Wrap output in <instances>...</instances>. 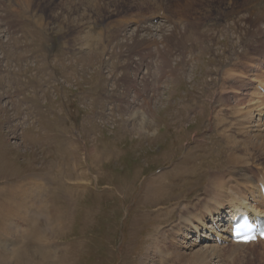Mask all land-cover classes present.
Here are the masks:
<instances>
[{"label": "rangeland", "instance_id": "rangeland-1", "mask_svg": "<svg viewBox=\"0 0 264 264\" xmlns=\"http://www.w3.org/2000/svg\"><path fill=\"white\" fill-rule=\"evenodd\" d=\"M193 20L203 39L194 38L189 53L184 35ZM216 23L221 33L209 29ZM263 49L264 0H0V264H140L156 230L182 223L179 212L159 216L148 201L158 176L208 152L192 177L168 178L179 193L160 200L164 207L196 204L211 197V173L233 166L224 163L226 134L219 137L217 122L240 141L234 157L244 163L228 178L258 181L264 150L244 142L255 136L264 144L262 108L255 100L238 105L256 99L255 90L223 85L221 77L238 64L231 73L248 78L243 67L258 79ZM195 98L205 105L184 104ZM238 106L255 111L241 135L228 127L237 128ZM145 115L146 133L136 132ZM215 235L194 247L191 233L180 239L182 252L206 250Z\"/></svg>", "mask_w": 264, "mask_h": 264}, {"label": "bare ground", "instance_id": "bare-ground-1", "mask_svg": "<svg viewBox=\"0 0 264 264\" xmlns=\"http://www.w3.org/2000/svg\"><path fill=\"white\" fill-rule=\"evenodd\" d=\"M197 24H198L197 20H193L192 27H189V29L186 31V33L184 35V43L186 44L188 42V44H187L188 47H186L185 49L188 50L189 53H191V51H193V49H194L193 39L197 38L198 35L201 38V40L203 39L199 34L200 32H197V28H196ZM209 29L213 30L214 33H216V32L221 33L223 31L224 27L221 23H216L212 28H209ZM208 39H209V36L207 35L206 40L208 41ZM204 43H206V42L203 41V44ZM261 52L263 54H261V57L259 59L260 65H262L264 63V49ZM158 54L160 57L161 53L159 51H157V55ZM255 66H257V65H255ZM226 67H229V69H227L226 72H223V75L221 77V83L223 85H227V80H229V81L232 80V82H231L232 87H236V89H238V90H245V91H247V89L252 88L255 90L254 92L257 95V97H255L256 99H253V97H252L251 99H248L247 102H244V100H245L244 98H243L244 100H239L238 105H243L244 103L250 104V103H252L251 101L255 100L256 101L255 105L257 106L256 109L258 110L259 108H262V110H263L264 109V93L262 91H260L259 88L264 89V74L261 77H259L258 79H256L255 77H253V79H250L249 76H252V75L248 74V72L247 73L245 72L247 70L246 68L242 67V73H244V75H247L246 77H248V78L243 77V75L239 71H237V72L240 73V75H237L236 72L231 73V71H233V70L234 71L241 70V67H239L238 64H229ZM258 67H260V66L258 65ZM252 68L256 69L255 67H252ZM171 72L175 74L174 70H171ZM258 75H259V73L257 74V76ZM260 75H261V73H260ZM234 76H236V77H234ZM254 79L258 81V85L256 87H249L253 83L252 81H254ZM158 82H160V80L156 81V83H158ZM228 85H229L228 87H231L230 84H228ZM244 95H249V92H248V94H244ZM251 96H253V95H251ZM247 97H249V96H247ZM187 100L188 101L184 100L185 101L184 104L186 102H189L190 104H192L195 102L194 100H196V101H199V103H201L202 105H205L203 103V100L200 98H195L191 101L189 99H187ZM227 101L229 102L228 99H227ZM223 102H226V101L224 99L220 98L217 103H219L221 105H225L228 103L227 102V103L223 104ZM239 107L240 106L236 107L235 109H233V111L235 112V114L237 113V115L242 117V119H240L241 122L239 120L237 121L239 116H236L235 120H232V122H233V124L236 123L237 128H234L231 126H228V127L230 128L229 129L231 131V132L229 131L230 133H234L237 130V133L240 132L238 135H241V132H244L245 129L249 130L247 128L248 126H246V125L255 122L254 118L252 121V117L254 116L255 111L254 110H248L245 112V111H243V108H239ZM246 107H248V106H246ZM190 110L191 109H188L186 111L184 110L185 111L184 114L187 115V113ZM262 110L260 111L261 113L259 112V115H257V116H260L259 117L260 120L259 119H257V120H258V122H261L262 124H264L263 123L264 115L262 114V112H263ZM192 111H195V110H192ZM194 113H196V111ZM225 115L221 116V118H219L218 121H220V122L223 121L224 117L226 118ZM148 117L149 116L145 115L142 118V120L139 121V123L135 127V131L137 130L136 132L144 133L146 131L144 129V126H146ZM218 124L219 123L217 122L216 125L214 126V130L219 131L218 135L222 134V133L226 134V138H224L223 140H224V143L227 144L228 152L225 156V158L227 160H225L224 163L225 164L228 163V165L233 164V166H231V169H229V170H227V167L225 165L222 168V170L219 172H213L212 171L213 173H211L212 175L208 179V181L206 183L207 186L205 188L207 194H209V197L210 196L211 197L204 202H203V200H199V203L197 202L196 204H193V202H189V203L183 205V202H182V204H179V202H178V203H174L173 206L164 207V206H162L163 204L160 203V200H162L163 197H165L166 199L168 197H170V195H171L170 193L172 191H175L174 193L178 192L177 191L178 187L176 188V185H174V187H173V183L170 181L174 180L173 182L176 184L175 181L179 180V178H181V176L187 177L188 175L189 176L191 175V177H192V174H194V169H196L197 166L200 165L202 160L207 159L206 154H208V152H203V155L200 158H198V157L191 158L192 155L190 154V157H186L183 160V162L181 164H179V166L177 168L175 165L171 168L172 173H171V169H170L169 172L164 173L161 176L159 181H158V178L160 177L161 174L158 176V178L156 180L157 184L155 186V198L152 201V197L151 198L149 197L148 201L151 203L155 202V204L157 205L155 208H158L156 210L157 214L160 213L161 211H163L164 209L167 210L168 208H170L168 211L173 212L175 210L174 212H176V213L179 212V221H182V223H180V222L178 223L176 221H175L176 223L172 222L174 224L172 226L169 225L170 227H172V232H169L167 225L162 227V229H160V230L159 229L156 230L155 233L156 234L160 233V234H157L153 238V243H152L151 247H149V248L147 247L148 249H147L146 255L144 258L141 259L140 264H151V260H153V258H151V257L149 258L150 255H154L156 257V260H153V264H163L162 263L163 260H169L168 261L169 264H185V262H187V264H211V263H213L212 261L214 259H217V258H220L219 263H221V264H264V241L257 242V243H260L262 245V251H259L257 253H255V252L254 253H245V251H244L245 247L253 245L254 243L235 244V243L231 242L229 247H227V246H223V245L219 244L220 240H217L218 237H216V239H215L216 245L207 247L206 250L195 251V252H193V254L188 255V257L185 253L182 252L183 248H181L182 246L180 245V243H181L180 239L189 238L190 234L193 231H199L201 227L205 226V221L209 217L214 218L213 219L214 221H216V219L218 218L217 223L222 224L223 222H225L224 221L226 219L225 214L229 210H230V212H232L229 221L236 219L238 216V213H245L246 211H248V209H250L252 212H256L259 214L264 213V195H263V191L261 189V184H264V182H263L264 181V175H262L260 177V180L257 181L258 184L253 182V180H254L253 177H252L253 178V180H252V178L246 177L244 174L241 175L242 180L240 182H239V179H235L233 177V175H231L228 178L231 170H232V172L236 171L235 168L240 167V165H242V163H244V162H243V159L239 161V159H236L234 157L235 153L237 151H240L239 147L237 148V146H239V144H240V141L238 142L237 141L238 139L236 140L237 137L235 138L234 135H228L227 134L228 133V130H227L228 128H226L227 124L220 126V128L226 129L224 132H220ZM230 124L233 125L232 123H230ZM243 127H244V129H243ZM259 127H261V126H259ZM233 129H234V131H233ZM250 132L251 131H248V134ZM237 133H236V135H237ZM261 134H262V136L264 135L263 133H261ZM219 137H220V135H219ZM259 137H261V136H259ZM249 138L251 140H247L245 142L242 140L244 143L247 144V147H249V148L254 147L255 150L262 148V150L260 152H262L264 150L263 149L264 144H260L258 142H257V144H255L254 141L257 140V137L255 138V136H251ZM253 143L256 145V147L253 146ZM198 159H199L200 163H199ZM251 161H253V160L249 159L250 168H253V164H251ZM220 162H222V161H220ZM246 170L248 171V169H246ZM248 173H249L248 175H250V171H248ZM231 174H233V173H231ZM231 177L234 180H231L230 179ZM168 178L171 180L169 181ZM200 195L201 196L198 195V197L194 198V199L196 201L198 199H202L203 198V192ZM166 201L167 200H165V202ZM182 206H183V208H182ZM226 210H228V211H226ZM180 214H182V216H180ZM47 215H49V214H47ZM161 215L163 216L164 214H161ZM161 215H159V216H161ZM61 224H62V222H61ZM220 224H218V226ZM208 228H213V226L209 225ZM214 228L216 230V227H214ZM57 230L58 229H56V231ZM226 232L228 233L227 229H225L224 233H222V234H220L219 231H217V235L220 236V239H222V240L224 239L227 241H229V240L231 241L230 237L226 234ZM200 235L202 236L203 233H200ZM208 236H209V234L206 236V238H200V240L197 239L196 243L193 244L194 247L199 245L198 244L199 241L202 242L203 239H207ZM55 244H57V243H55ZM186 248H188V247H186ZM154 249L156 250L155 252H154ZM188 249H190V248H188ZM162 250H168V253L161 252ZM225 252H227L226 254L229 253V257L231 258L230 262H225L224 260H222L221 253H225ZM171 253H173V254H171ZM168 255H172L171 259L167 258ZM41 256H42V254H41ZM47 258H48V256H47ZM53 258L50 260L53 261ZM222 261H223V263H222ZM49 263L50 262H48V264ZM52 264H65V263H63V262L62 263L52 262Z\"/></svg>", "mask_w": 264, "mask_h": 264}]
</instances>
